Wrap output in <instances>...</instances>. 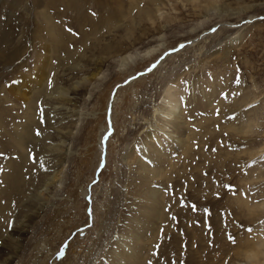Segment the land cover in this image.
Returning <instances> with one entry per match:
<instances>
[{
  "label": "rangeland",
  "instance_id": "rangeland-1",
  "mask_svg": "<svg viewBox=\"0 0 264 264\" xmlns=\"http://www.w3.org/2000/svg\"><path fill=\"white\" fill-rule=\"evenodd\" d=\"M217 1L239 23L201 0H0L1 253L25 231L11 264H247L264 241V0ZM40 63L32 118L9 88L37 97Z\"/></svg>",
  "mask_w": 264,
  "mask_h": 264
},
{
  "label": "bare ground",
  "instance_id": "bare-ground-1",
  "mask_svg": "<svg viewBox=\"0 0 264 264\" xmlns=\"http://www.w3.org/2000/svg\"><path fill=\"white\" fill-rule=\"evenodd\" d=\"M71 1V4L69 5L70 6V8L72 9V7L74 8V5L75 6H77L78 5V2H81L82 0H70ZM192 2H198V1H200V0H191ZM202 2H204V4H205V7H204V9L206 10V12H208V13H210V11H212V10H220V11H225V13L223 14V21H224V23L226 22L227 24H229L230 26L231 25H234V24H236V23H239V22H233V19H229V17L231 16V13H234V12H231V13H228V12H230L232 9H234V8H232V5L231 4H226V3H224V2H218L217 0H201ZM242 3V1H237V5H239L240 6V4ZM79 4H81V3H79ZM234 4V3H233ZM13 5V4H12ZM198 6V5H197ZM204 6V5H203ZM80 7H81V5H80ZM51 8V7H50ZM149 8V7H148ZM248 8V7H247ZM247 8L245 7V9H238L239 10V12H241V11H243V10H247ZM77 9V8H76ZM205 12V11H204ZM227 12V13H226ZM141 13H143V14H145L147 17L148 16H150L151 15V12H150V10L149 9H145V10H142L141 11ZM206 14V13H205ZM48 19V18H47ZM149 19H151V18H149ZM221 22V21H220ZM225 23V24H226ZM200 27V26H199ZM211 29V27H208V29ZM52 30V29H51ZM221 31L222 32H227L228 30L226 29V28H221ZM203 32H205L204 31V29H202V30H200V31H197V30H193L192 32H190V33H188L186 36H184L183 37V39H180L178 42H176L174 45H176V44H178V43H181L182 44V42H189L190 40H193L194 38H196V37H198L201 33H203ZM50 33H51V31H50ZM217 33V32H216ZM234 33H237V32H233L232 34H234ZM218 34V33H217ZM216 36V35H215ZM209 38V36L208 37H206V39H208ZM211 38V37H210ZM213 38H215V37H213ZM212 38V39H213ZM206 39H204V40H206ZM49 41V40H48ZM55 42V41H54ZM14 43V42H13ZM65 44V43H64ZM13 46V45H12ZM11 46V47H12ZM57 46L58 47H61L62 46V43L61 42H59V44L57 43ZM47 47H48V44H47ZM149 47V46H148ZM152 47V46H151ZM147 48L146 50H144V51H146L145 52V54H144V51H143V56L141 57V60L143 59V60H146V59H149V61L146 63L147 65H149L152 61H154L155 59H156V57L157 56H153L152 54H154V52L152 53V51L154 50L153 48ZM172 46H168V47H165V48H163L160 52L162 53L164 50H167L168 48H171ZM175 47V46H174ZM18 48V47H17ZM45 48H46V46H45ZM201 49V48H200ZM64 50V49H63ZM18 51V50H17ZM17 51H15V52H17ZM47 51V50H46ZM156 54V53H155ZM130 55V54H129ZM18 56V55H17ZM137 56V55H136ZM129 58V56L128 55H124V56H121V58L120 59H118L119 61H126L127 59ZM132 58V57H131ZM10 59V58H9ZM10 61V60H9ZM44 61V60H43ZM42 61V62H43ZM122 62H121V65H122ZM51 63V62H50ZM41 64V63H40ZM45 64V63H44ZM47 64V63H46ZM140 64V63H139ZM146 64H144L145 66H146ZM131 65V64H130ZM124 66V65H123ZM50 67H51V65L50 64H47L46 66H44V65H40V66H38L37 67V73L36 72H33V73H31V74H34L33 76H34V80H31V82H30V86H32V85H34V84H36L35 85V88L38 90V86H40L39 88H42L43 87V90L42 91H39V92H37L38 94H37V97H27V96H24V95H22V94H19L18 96L17 95H15L13 92H12V90L13 89H16L17 91H19V90H23V89H25L27 86V84L26 85H24V86H22L23 85V83H21V82H23L22 80H21V82H19V83H15L14 84V86H11L10 88H9V94L12 96V97H14V98H16L19 102H22V104H24V113H29L30 114V112L32 113V118H33V116H35V111H36V108H37V101L39 100V96H40V94H41V92H43L44 91V93L46 94L47 93V89H48V82H47V79H48V70L50 69ZM124 67H126V66H124ZM144 67V66H143ZM133 69V68H132ZM136 70V69H135ZM74 71V70H73ZM44 75V77L43 78H41L42 76ZM23 79H25V78H23ZM40 82H39V81ZM29 82V81H28ZM32 84V85H31ZM32 88V87H31ZM34 87L32 88V89H35ZM36 89H35V91H36ZM34 92V91H33ZM64 91L63 90H59V94L60 95H58L57 97H61V95L62 94H64L63 93ZM67 93V92H66ZM18 94V93H17ZM65 96V95H64ZM59 97V98H60ZM63 97V96H62ZM109 97H110V95L108 96V99H107V101H106V104H105V106L107 107L108 105V100H109ZM13 98V99H14ZM168 98H170V97H168ZM61 99V98H60ZM171 99H172V96H171ZM15 101V100H14ZM113 101V100H112ZM169 101H170V99H169ZM174 101V100H173ZM11 102V101H10ZM112 103V102H111ZM166 103H168V104H170L169 102H168V100H166ZM167 104V105H168ZM176 104V103H175ZM14 107V106H13ZM12 107V108H13ZM106 107H105V109H106ZM165 109H164V111H162L163 113H164V115L166 116V117H169L170 118V116L173 114H175L176 113V111H177V104L176 105H173V106H166L165 105ZM13 109H15V108H13ZM11 110V109H10ZM171 119V118H170ZM2 123V122H1ZM29 123H30V121L28 120L27 122H26V124H25V126L23 127L26 131H22V137L23 136H25V137H28V136H30L31 137V135H32V133H31V131L30 130H27L28 128H29ZM31 124V123H30ZM248 126V125H247ZM249 127V126H248ZM104 134V133H103ZM106 134V133H105ZM105 134H104V137H105ZM20 136V138H22ZM108 136H109V134H108ZM108 136H107V139L104 141V137H103V141H104V145H103V141H101L102 142V145H103V148H105L104 146H105V144H106V142H107V140H108ZM30 137H28L27 139H30ZM45 140V139H44ZM21 143L22 142H20V144H19V146L21 145ZM40 148V147H39ZM27 149V148H26ZM26 149L24 148V147H22V150L23 151H26ZM105 151V150H104ZM103 151V152H104ZM25 153V152H24ZM103 154V153H102ZM105 154H103V156L101 155V157H100V162H99V165L101 164V162H102V160L104 161V156ZM25 156L26 155H24V159H25ZM21 157V158H22ZM9 161V160H8ZM17 167V166H16ZM98 170V169H97ZM54 178H55V175H52L51 177H49L48 178V180H47V182L44 184V186H48V184L49 183H52L53 181H54ZM19 185V184H18ZM50 185V184H49ZM46 188V187H45ZM47 189H48V187H47ZM43 191V190H42ZM243 202H245V201H243ZM246 206H244V207H247V205H248V202L246 201ZM241 204H245V203H242L241 202ZM247 208H250L249 206L247 207ZM252 208H254V207H252ZM254 211L255 209H250V211ZM252 214V213H251ZM30 217V216H29ZM31 217H33V216H31ZM30 217V218H31ZM29 218V219H30ZM32 219V218H31ZM30 219V220H31ZM26 222H28V221H26ZM27 225V224H26ZM24 226V225H23ZM13 229V228H12ZM15 229V228H14ZM25 231L24 230H16L15 231V237L14 238H12L13 236H14V234L12 233V235H11V239H10V236H9V241L7 242V243H2L1 242V247H3V248H6L8 251H9V254H11V255H5V254H2L1 252V249H0V264H11L13 261H14V259H15V257H16V255H17V253H18V251H19V248L21 247V246H19V245H21V236H22V234L24 233ZM263 243H264V241H263ZM260 244L259 243V245L257 244V243H255V244H257V245H255V247L254 248H252L253 246H249V245H247V249H244L243 251L244 252H242L241 254L243 255V257L247 260V264H264V251H263V248H264V244ZM6 246V247H5ZM6 253H7V251H6ZM5 255V256H4ZM4 257V258H3Z\"/></svg>",
  "mask_w": 264,
  "mask_h": 264
},
{
  "label": "water",
  "instance_id": "water-1",
  "mask_svg": "<svg viewBox=\"0 0 264 264\" xmlns=\"http://www.w3.org/2000/svg\"><path fill=\"white\" fill-rule=\"evenodd\" d=\"M110 107H111V99L109 100L108 108L107 109L110 110ZM108 124H110L109 119H108ZM107 135H108V133L105 134L104 141L107 139ZM104 141H103V145H104ZM103 154H104V152H103ZM103 154H102V156H103ZM103 165H104V161L102 160L101 164L99 165L98 171L103 167Z\"/></svg>",
  "mask_w": 264,
  "mask_h": 264
},
{
  "label": "snow or ice",
  "instance_id": "snow-or-ice-1",
  "mask_svg": "<svg viewBox=\"0 0 264 264\" xmlns=\"http://www.w3.org/2000/svg\"><path fill=\"white\" fill-rule=\"evenodd\" d=\"M37 135H40V133L39 132H37L36 133ZM247 231H249V232H251V229H248ZM229 239L233 242V243H235L236 241H235V238L234 237H232V236H230L229 237Z\"/></svg>",
  "mask_w": 264,
  "mask_h": 264
}]
</instances>
